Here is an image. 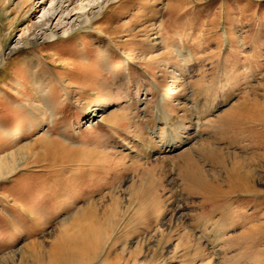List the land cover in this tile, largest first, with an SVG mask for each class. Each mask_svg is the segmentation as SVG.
I'll return each mask as SVG.
<instances>
[{
	"label": "rangeland",
	"instance_id": "374dc122",
	"mask_svg": "<svg viewBox=\"0 0 264 264\" xmlns=\"http://www.w3.org/2000/svg\"><path fill=\"white\" fill-rule=\"evenodd\" d=\"M42 2L0 0V264H264V0H118L53 42Z\"/></svg>",
	"mask_w": 264,
	"mask_h": 264
},
{
	"label": "bare ground",
	"instance_id": "6f19581e",
	"mask_svg": "<svg viewBox=\"0 0 264 264\" xmlns=\"http://www.w3.org/2000/svg\"><path fill=\"white\" fill-rule=\"evenodd\" d=\"M31 1H35V0H31ZM115 1L117 2L118 0H81V6H80L81 13H80V15L79 14H73V15L68 14V16H65L64 14L68 10L67 8L70 5V3L72 2V0H43L40 8H42L44 10V12L47 11V13L44 15V18L40 22H38L37 24H33L31 28L33 30L34 29H40V31L46 35L45 40H48L50 42H53L54 40L57 41V38L60 35H62V36L68 35V34L72 33L73 31H76V30L79 31V29H83V27L86 25H89V24L92 25L93 20L96 19V17L101 13V11L103 9H105V7H107L110 2H115ZM47 3L50 4L48 8H47ZM28 12H30L31 14L37 15L38 9L35 10L34 5H32ZM57 19H59L58 20L59 21L58 26H60V29L58 31H61V33L56 31V30L52 31L49 29V26L51 25V23ZM90 212H91V210H90ZM79 226L81 227V225H79ZM75 227H76V225H75ZM71 230H73V229H71ZM86 231H82L78 235L76 234L74 236V244H73V245H75V247H73L71 249L69 248L71 250V253L73 256L72 258L75 259L76 261L78 259L82 260L83 258L86 257V255L88 253V247L86 244H87V241L90 240V238H89V235L87 234L88 231L87 232ZM71 232H73V231H71ZM59 239H60V237H59ZM71 240H73V239H71ZM58 243H59V241H58ZM58 243H57V245H59ZM71 243H73V242H71ZM90 246H91V244H90ZM57 248H58V246H57ZM56 250L54 253V257L52 258V261H60L62 259L65 260V258L62 256L61 252L56 251ZM90 250H92V248ZM64 252H65V250H64ZM69 253L70 252H68L67 254H69Z\"/></svg>",
	"mask_w": 264,
	"mask_h": 264
}]
</instances>
